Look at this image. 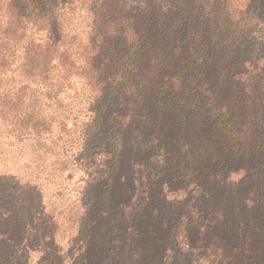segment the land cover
I'll use <instances>...</instances> for the list:
<instances>
[{
  "label": "trees",
  "instance_id": "obj_1",
  "mask_svg": "<svg viewBox=\"0 0 264 264\" xmlns=\"http://www.w3.org/2000/svg\"><path fill=\"white\" fill-rule=\"evenodd\" d=\"M0 264H264V0H0Z\"/></svg>",
  "mask_w": 264,
  "mask_h": 264
}]
</instances>
